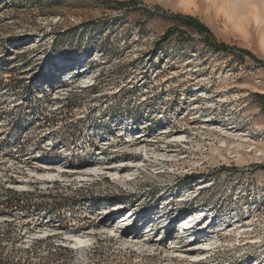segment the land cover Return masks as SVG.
I'll return each mask as SVG.
<instances>
[{
    "label": "rangeland",
    "instance_id": "374dc122",
    "mask_svg": "<svg viewBox=\"0 0 264 264\" xmlns=\"http://www.w3.org/2000/svg\"><path fill=\"white\" fill-rule=\"evenodd\" d=\"M129 1L0 0V264H76L80 250L66 237L79 231L94 237L86 250L91 262L84 264H177V260L158 254L162 246L150 245L141 252L132 247L119 250L112 241L100 240L89 230L90 223L85 221L89 217L82 215L85 211L97 215L103 205L107 223L132 213L131 220H126L129 231L142 233L148 229L145 222L165 224L171 219L173 229L162 235L165 245L170 233L178 231L176 227L180 231L178 224L187 219L185 214L197 215L193 223L196 231L212 222L209 232L222 222L246 225L244 218L250 215L247 243L238 246L234 236L222 232L217 238L225 246L206 258L214 261L203 264H264V159L249 158L251 153L245 149H239L241 159H224L216 152L220 138L209 131L199 130L186 145L170 143L180 160L165 163L177 166L167 168L146 161L138 177L126 185L104 175L93 176L88 184L76 180L70 185L72 171L69 178L62 179L69 182L55 178L41 185L37 181L25 191L10 184L28 175L24 166L23 175L15 172L18 162L31 155L33 165L41 168L53 159L80 166L92 159L108 162L135 156L125 147L113 148L129 140L126 134L134 125L148 136L164 123L161 116L171 122L174 108H190L187 91L195 94L199 87L228 98L214 112H219L215 120L227 119V127L238 128L257 147H264L263 0L241 1L235 10L223 0H194L188 8L179 0ZM229 9L233 17L227 16ZM176 13L198 17L212 31V39L227 46L225 54L205 52L204 35L173 20ZM137 30L142 36L134 41L132 33ZM166 31L179 36L161 42ZM183 40L202 50L200 56L192 55L197 66L190 72L202 77V84L171 58L162 60L153 72L145 71L152 65L144 60L147 51L161 48L164 52L176 46L171 53L174 56ZM96 48H105L107 56L94 52ZM241 48L254 57H242ZM86 66L101 71L95 87L80 88L76 77L68 79ZM172 72L177 75L172 77ZM139 74L144 75L148 90L142 99L136 83L130 82ZM61 87L67 88L56 94ZM233 95L238 97L230 101ZM212 100L216 102L215 97ZM201 108L203 115L210 110ZM176 118L171 129L188 131L187 121ZM111 137L108 148L99 147L100 140ZM220 154H225L224 150ZM73 221L79 224L70 225ZM41 223L58 228L34 234Z\"/></svg>",
    "mask_w": 264,
    "mask_h": 264
},
{
    "label": "bare ground",
    "instance_id": "6f19581e",
    "mask_svg": "<svg viewBox=\"0 0 264 264\" xmlns=\"http://www.w3.org/2000/svg\"><path fill=\"white\" fill-rule=\"evenodd\" d=\"M194 0H179L180 4L183 5L185 8H188L189 4ZM226 2L230 7H232L234 10L238 7V4L241 1H247V0H223ZM264 5V0H263ZM190 7V6H189ZM192 7V6H191ZM188 10V9H187ZM232 11H227V16L233 17ZM136 29V28H135ZM141 30H137L134 33H132V39L134 41H137L142 34H140ZM147 38V37H144ZM123 40V39H122ZM153 40V38H152ZM203 46H205L203 44ZM176 47V46H175ZM174 46H171L168 48V51H162L161 48H159L157 51H154L151 53L150 51H145L146 54H148L146 57H144L146 62H149L152 64L150 67L147 65L145 68V71L147 70H154L158 69V64H161L162 60H168L171 58L172 60H175L176 62H181L183 68H185V72L190 75H195L196 72H193L192 74L190 72L196 70V63L195 60L192 59L193 56L198 57L200 56V52L202 50H199L198 48H194V51H189L190 49L186 46H184L186 53H183L184 49L181 48V45H177L180 49L177 50V55H172V49L175 48ZM206 48V49H205ZM205 52H208V54H212L207 47H204ZM94 52H97L100 56H107V52L103 53L100 50H96ZM144 52V53H145ZM193 55V56H192ZM214 55V54H213ZM220 55V54H217ZM214 55V56H217ZM151 60H150V59ZM156 58L157 61L154 62L153 59ZM154 63H153V62ZM103 64H106V61L103 62ZM95 67H89L86 66L83 68V71L80 73L77 72V76H70L68 79L70 81H74V77H76V82L80 81V84L78 86L80 88H92L96 86V82L100 75V70H95ZM191 70V71H190ZM175 74L174 76H176ZM142 76V77H141ZM144 75H136L133 77V80L131 79V83H136V87L138 88L139 94L142 93L141 99L143 95V92H147L146 89L147 83H144ZM155 76H158L155 74ZM196 81L200 82L202 84L203 78L200 76L195 75ZM131 84V85H132ZM135 85V84H134ZM63 88L67 87H61L58 88L55 93L59 94V90H63ZM233 88V87H232ZM201 90H197L195 94H191L192 91H187L186 97H188V100H190V108L183 107L172 110L171 112V119H173L171 122L166 123L163 116H161V119L164 123L159 126H156L155 128H158L155 133H152L148 136H146V133L143 131L140 132L137 131V126H133L131 130L128 131L126 136H129V140H125L124 143L121 145L115 144L113 150L117 148H126L127 150H132L133 153H135V156H131L129 158H121V159H111L108 162L103 161L101 159H92L89 161H86L82 165L78 166H72L70 164H67L64 161L53 159L49 161V163H44V167L41 168V166L33 165L35 161L32 155L29 157V159H25L24 161H20L17 164V172L20 175H23V168H27L28 175L19 176V179H13L10 184L14 186L17 190L25 191L28 188L31 187V183L39 182L41 185H45L44 181H51L55 178L59 179H66L64 177V174H62V170L65 171H72L74 174L73 182L70 183V185L75 184V181L80 183L81 180H86L91 178H94L97 173L106 174L108 177H111L114 179L115 182L123 183L129 181L130 178L134 176V174H137L135 179L138 177V173L140 172L139 169H142L143 165L145 166L146 161H152L154 163H157L161 165V167H167V168H173L176 164H167L165 163V160L175 161L178 162L180 158H177L180 154L177 153V150L172 149L169 145L170 143H181L183 145L187 144V141L189 142L190 138H192V135H196L199 130L202 131H209V134L216 135L220 138V146L216 149V152L223 157L224 159L228 157H237L238 159H241V155L239 152V149H245V153L251 155H248L249 158L253 159H264V147H257L256 142L253 141V139L248 136L247 134H244L241 131H238V128H233V126L227 127L224 123L227 121V119H224V122H218L214 119V116L219 115V112H216L217 109H220L223 106V103H226L228 101V98L226 96H219L215 95L213 96L212 93L208 92L207 90H203L204 88H200ZM141 91V92H140ZM66 92V91H65ZM224 90H218L217 93H223ZM61 94V93H60ZM212 97L216 98V102L212 100ZM235 97L237 99L238 96L233 95L230 101ZM63 98V97H62ZM144 98V97H143ZM202 106H207V109L209 108V112H205L206 115L202 114V110L204 108H201ZM218 111V110H217ZM176 116L180 117L178 121H183V123L187 121V125L189 127L188 131H185L183 129H171L172 126L176 125ZM176 118V119H175ZM226 118V117H224ZM170 119V120H171ZM175 120V122H174ZM191 121L192 123H188ZM135 124V121L131 122ZM233 125V124H232ZM194 132L193 133H191ZM206 133V132H205ZM208 134V133H207ZM119 134H117L118 136ZM152 135V136H151ZM205 135V134H204ZM127 136V137H128ZM150 138L149 140L146 139ZM99 137V136H98ZM157 139V140H156ZM165 139V141H163ZM209 139V138H208ZM110 139H104L100 140L98 144L100 145V148H108V146L111 145ZM116 142V140H114ZM114 142V143H115ZM161 144H164L163 146ZM106 145V146H105ZM236 147V149H235ZM249 148V149H248ZM111 150V151H113ZM218 150H224L225 154H220V151ZM115 151V150H114ZM142 154V156H141ZM183 154V153H182ZM140 155V156H139ZM153 158V159H152ZM46 159V158H45ZM164 160V161H162ZM259 161V160H258ZM48 162V161H47ZM124 167L121 168V166ZM14 166V164H12ZM151 166L154 167L152 164ZM177 166V165H176ZM160 167V168H161ZM14 168V167H13ZM138 168V169H137ZM192 169V168H191ZM21 178V179H20ZM67 181H69L67 179ZM206 184L203 185L205 187ZM14 188V189H15ZM86 201H89V199H86ZM82 205H87L88 203L82 202ZM90 206V205H89ZM104 208L106 206L103 205L101 212H97V215H95L92 212L85 211L86 213L82 215V217L88 218L85 221L90 223V232H95L99 235V239L104 242H113V245L115 246V249L119 250H126L129 247H132L136 251H142L144 247H150V245L153 246H162L161 251H157L158 254H161L166 257H171V260H177V264H203V262H211L214 261L213 258H210L209 260L206 259L204 261H198L196 256L203 254L204 252H194L193 247L188 243V241L191 240V238H194L195 236L199 240L194 241L192 245H196V249L201 248L206 250L204 246L212 248V252L216 251L215 246L222 244L221 238H217V235L225 234L228 236H234V241H238V246L244 245L247 243L246 240H248V235H250V226L252 225L250 219L251 216L248 215L244 218L246 221V225L241 224L239 221H234L233 223L226 224L224 222L216 224V226L213 228L212 231L209 232V229L211 227L212 222L207 221L204 226L207 227L203 231H196L195 225L193 224L196 220L197 215H187L184 216V218L187 217V219H182L183 222L179 223V227H181L180 231L179 228L176 227L178 231L175 230V233H170L168 236L167 241H169L168 245L162 244L163 238L162 235H165L169 233L173 228H171V219L167 220V223L162 224L159 222H153L146 225L144 227H148V229L144 230L142 233L141 231H129L127 230V221L131 220L132 213L127 215V218H122L124 215L119 217L121 220L117 218V221L112 222H106L105 219V211ZM200 211V210H197ZM196 211V212H197ZM99 213V214H98ZM104 213V214H103ZM4 217V216H3ZM84 218V219H85ZM233 218V217H232ZM256 219V218H255ZM81 220V219H80ZM238 220V219H237ZM252 220V219H251ZM258 220V219H257ZM260 221V220H259ZM80 222V221H79ZM126 222V223H125ZM204 222V221H203ZM248 222V223H247ZM251 222V223H250ZM133 223V222H132ZM131 223V225H132ZM79 224L77 221H73L70 225H76ZM181 224V225H180ZM254 225V224H253ZM79 226V225H78ZM203 226V227H204ZM146 227V228H147ZM36 228L40 229L38 232H35L34 234H47L49 231L48 229H57L58 227L52 226L51 223H41L36 225ZM50 230V231H53ZM80 230V229H79ZM79 230L71 229V232H78ZM59 231V230H58ZM255 231L254 228H252V232ZM55 232V231H54ZM80 232V231H79ZM85 233V232H84ZM144 233V234H143ZM199 233V235H197ZM51 234V233H50ZM154 234H156L158 237L153 238ZM240 239H239V238ZM41 238V237H40ZM70 244H73L72 246H75L80 251L77 252L79 254L77 258L76 264H84L91 262L89 261L90 257H87L86 250L87 245L94 241V237L91 235H75L71 234L69 237ZM35 239V238H34ZM39 239V237H38ZM66 240V239H65ZM68 240V239H67ZM115 240V241H114ZM221 240V241H220ZM98 242V241H97ZM69 247V246H68ZM159 249V248H158ZM91 250V249H90ZM149 250V249H148ZM219 251V250H217ZM156 252V253H157ZM155 254V253H154ZM89 256V255H88ZM165 260V259H163ZM191 261V262H190ZM195 261H198L195 262ZM250 262V261H249ZM262 262V261H261Z\"/></svg>",
    "mask_w": 264,
    "mask_h": 264
},
{
    "label": "trees",
    "instance_id": "16d2710c",
    "mask_svg": "<svg viewBox=\"0 0 264 264\" xmlns=\"http://www.w3.org/2000/svg\"><path fill=\"white\" fill-rule=\"evenodd\" d=\"M129 2L135 3L136 1L130 0ZM172 19L178 21L181 24V26L191 27V28L195 29V31L203 34L205 41H206V43H204V45L207 47V49H209L211 51L212 54H214V55L225 54V51L228 50L227 46L224 43L217 42L216 40L212 39V35H213L212 31L202 21H200L199 18H197L195 16H191V15H181V14L176 13L172 16ZM170 36L171 35L169 34V31H166V33H164L163 37L161 38V42H163L164 40H166ZM189 43L190 42H188L187 40H183L179 43V45H181V48L184 49L183 53L187 52L184 48V46H186V45L190 49L189 51L192 52L195 50L194 49L195 47ZM96 50H100L103 53L107 52V50L105 48H96ZM239 52L241 53L242 57L244 55L250 56L252 58L254 57V55L250 51H248L247 49L241 48V49H239ZM187 178H190V177L188 176Z\"/></svg>",
    "mask_w": 264,
    "mask_h": 264
},
{
    "label": "built area",
    "instance_id": "2783aa9c",
    "mask_svg": "<svg viewBox=\"0 0 264 264\" xmlns=\"http://www.w3.org/2000/svg\"><path fill=\"white\" fill-rule=\"evenodd\" d=\"M171 35H178V34H176V33H174V34H171ZM179 36V35H178ZM183 36H187V34L186 33H183ZM190 37H197V34H190ZM200 40H201V38H199ZM201 41H205V40H201ZM236 51H234V53H235ZM161 74H162V76H165V73H162L161 72ZM174 74H175V72H172V77H174Z\"/></svg>",
    "mask_w": 264,
    "mask_h": 264
},
{
    "label": "crops",
    "instance_id": "0c3cea01",
    "mask_svg": "<svg viewBox=\"0 0 264 264\" xmlns=\"http://www.w3.org/2000/svg\"><path fill=\"white\" fill-rule=\"evenodd\" d=\"M186 15H191V16H195V15H192L191 13H189V14H186ZM196 17V16H195ZM198 18V17H197ZM201 21V20H200ZM184 27V26H183ZM160 28V27H159Z\"/></svg>",
    "mask_w": 264,
    "mask_h": 264
},
{
    "label": "flooded vegetation",
    "instance_id": "af4514ba",
    "mask_svg": "<svg viewBox=\"0 0 264 264\" xmlns=\"http://www.w3.org/2000/svg\"><path fill=\"white\" fill-rule=\"evenodd\" d=\"M18 144V143H17ZM20 146V145H19Z\"/></svg>",
    "mask_w": 264,
    "mask_h": 264
}]
</instances>
